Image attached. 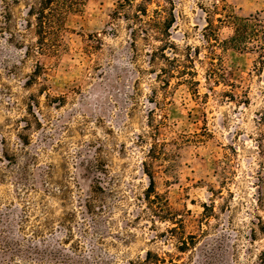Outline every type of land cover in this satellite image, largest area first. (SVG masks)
<instances>
[{
  "label": "rangeland",
  "instance_id": "374dc122",
  "mask_svg": "<svg viewBox=\"0 0 264 264\" xmlns=\"http://www.w3.org/2000/svg\"><path fill=\"white\" fill-rule=\"evenodd\" d=\"M120 1L68 0L40 42V0H0V264H128L148 251L165 264H255L264 0H151L194 61L193 85L164 88L145 57L160 42L132 49L111 17Z\"/></svg>",
  "mask_w": 264,
  "mask_h": 264
},
{
  "label": "trees",
  "instance_id": "16d2710c",
  "mask_svg": "<svg viewBox=\"0 0 264 264\" xmlns=\"http://www.w3.org/2000/svg\"><path fill=\"white\" fill-rule=\"evenodd\" d=\"M67 1L68 0H40L35 13L36 34L40 42L45 36L51 35V23L55 9L61 7ZM73 1L74 0H69L71 3ZM150 2L151 0H121L117 4V8L113 11L111 17L112 19H122L126 21L127 26L131 28L129 31V39L131 40L132 49H135L138 39L149 42L150 39L154 38L160 42L161 45L156 49L145 53L147 63L151 67V70L154 69L153 67L155 65L158 66V73L154 72V74L156 75V82L160 83L159 88H164L168 85L169 78H175L185 84L193 85L195 83L193 80V57L190 54H179L176 44L170 40V29L174 24L173 13L167 12L164 8L155 10L152 12L153 14L149 15L147 5ZM262 28L264 32V27ZM151 30L155 31V35L149 34ZM244 34V38L249 37L247 31ZM168 50L170 51L169 54L166 53ZM261 53L264 54V48H262ZM179 55H182L181 59H179ZM41 69L43 68L38 66L37 69L34 70L32 76L29 77V83L37 81L40 77ZM157 104L159 105V103ZM31 105L32 103H29V108ZM22 144L27 146L25 142ZM143 167L149 180V187L145 190L144 200L150 205L152 212L156 213L157 211H161V198L154 190V181L151 176L149 164L143 163ZM62 194L66 197V191L62 192ZM256 220V226L258 227L257 231L264 233V222L262 218L256 217ZM252 233L254 234L253 236H256L257 232L253 231ZM252 241H254V239ZM128 264H165V258L148 251L142 260L129 261ZM169 264L175 263L170 262ZM255 264H264V250L257 254Z\"/></svg>",
  "mask_w": 264,
  "mask_h": 264
}]
</instances>
